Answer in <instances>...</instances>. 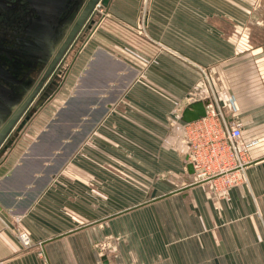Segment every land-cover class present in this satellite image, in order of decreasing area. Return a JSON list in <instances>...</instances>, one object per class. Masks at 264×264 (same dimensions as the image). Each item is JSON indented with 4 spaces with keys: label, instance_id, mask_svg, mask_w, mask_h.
I'll return each mask as SVG.
<instances>
[{
    "label": "crops",
    "instance_id": "obj_1",
    "mask_svg": "<svg viewBox=\"0 0 264 264\" xmlns=\"http://www.w3.org/2000/svg\"><path fill=\"white\" fill-rule=\"evenodd\" d=\"M138 4L110 0L83 48L85 114L0 146V264H264V0H150L144 35ZM195 101L255 142L223 194L185 168Z\"/></svg>",
    "mask_w": 264,
    "mask_h": 264
},
{
    "label": "flooded vegetation",
    "instance_id": "obj_2",
    "mask_svg": "<svg viewBox=\"0 0 264 264\" xmlns=\"http://www.w3.org/2000/svg\"><path fill=\"white\" fill-rule=\"evenodd\" d=\"M88 2L0 0V86L9 98L18 96L17 105L37 88L22 117L29 119L32 114L29 111L38 109L59 89L63 75L61 62L69 46L89 27L93 9L39 87L38 83ZM43 94L44 100L37 103Z\"/></svg>",
    "mask_w": 264,
    "mask_h": 264
},
{
    "label": "built area",
    "instance_id": "obj_3",
    "mask_svg": "<svg viewBox=\"0 0 264 264\" xmlns=\"http://www.w3.org/2000/svg\"><path fill=\"white\" fill-rule=\"evenodd\" d=\"M99 1L95 7L99 5ZM138 34L144 35V27L136 25ZM228 105L234 109L232 98ZM241 124L234 119H226L221 112L210 110L204 116L182 122L181 137L184 145L185 163L191 164L190 183H208L217 194L244 181L242 168L246 164V148L254 140H241ZM15 236L22 247L31 243L24 231H16Z\"/></svg>",
    "mask_w": 264,
    "mask_h": 264
},
{
    "label": "rangeland",
    "instance_id": "obj_4",
    "mask_svg": "<svg viewBox=\"0 0 264 264\" xmlns=\"http://www.w3.org/2000/svg\"><path fill=\"white\" fill-rule=\"evenodd\" d=\"M149 5L150 0H139V17L137 20L138 27L140 25L145 26ZM108 7L109 3L106 7H103L101 4L94 7V10L92 12L93 21H90L89 27L85 29L80 38H76V40L69 46L68 50L66 51L65 57L61 62L63 75L59 85V89L57 88V90L49 98V100L46 101L38 109L29 111L30 113L32 112V114L29 119H25V121H28H26V123L24 124V129L23 127H21V129L20 127L18 128V121V123H16L7 137L10 136L11 140L17 134L18 137H20L23 133H25L24 131L28 129V127L30 128V125L33 126L34 130L36 129V131L33 132L34 130H29V133H39V129H41L42 127L44 128L46 123L49 124L58 114L61 113L60 109L62 106L63 108L64 106L66 108H70V114L67 118L73 116L75 118H78L82 113L85 114L83 107L88 101L86 100L87 95L85 91H83V89L86 88L87 85V82L85 81V71L88 66V60L87 57H85V49L83 51V48L86 46L88 39L94 32L95 27H97L99 23H102L104 18H109L110 14L108 13ZM76 59L77 61H75ZM40 115H43V117H41L40 119V122L35 123V120L38 119ZM22 119H24V117H22L21 120ZM38 124H40V128L36 127L38 126ZM11 140L9 141V143L7 142V145L3 147L2 151L7 149V146L11 143ZM98 263L101 264V260L99 258Z\"/></svg>",
    "mask_w": 264,
    "mask_h": 264
},
{
    "label": "water",
    "instance_id": "obj_5",
    "mask_svg": "<svg viewBox=\"0 0 264 264\" xmlns=\"http://www.w3.org/2000/svg\"><path fill=\"white\" fill-rule=\"evenodd\" d=\"M98 1L103 7H106L110 0H89L87 6L81 11L79 17L77 18L74 25L70 29L66 39L62 43L61 47L58 49V54L55 60L49 65L45 74L42 76L40 82L38 83V87L46 79L49 72L52 70L53 66L55 65L56 61L59 60L60 57L63 55V53L69 46L71 40L75 36L76 32L79 30L84 20L88 17L91 10L92 9L94 10L95 4ZM36 91H37V88L34 89L32 92H30L25 97H23L22 101L19 102V105H17L18 96H12L9 98V96H7V92L0 86V146L3 144V142L9 135L10 131L16 125V123H18V121L21 119L24 111L27 108L28 103L33 98ZM44 96L45 94L41 96V98L38 100L37 103H40L42 99L44 100ZM206 104H207V101H195L189 104L188 106L183 108V110L181 111V120L183 122H190V121L196 120L204 116L206 113L205 111ZM25 119L26 117L20 120V123L18 124V126H20L24 122ZM185 168H186L187 173L189 174L192 173L191 164L186 163ZM0 212H3L1 208H0Z\"/></svg>",
    "mask_w": 264,
    "mask_h": 264
},
{
    "label": "trees",
    "instance_id": "obj_6",
    "mask_svg": "<svg viewBox=\"0 0 264 264\" xmlns=\"http://www.w3.org/2000/svg\"><path fill=\"white\" fill-rule=\"evenodd\" d=\"M14 134H15V133H14ZM10 140H11V138H9L7 142L9 143V141H10ZM11 141H12V140H11ZM7 142H6V144H5V145H7ZM5 145H4V146H5Z\"/></svg>",
    "mask_w": 264,
    "mask_h": 264
}]
</instances>
